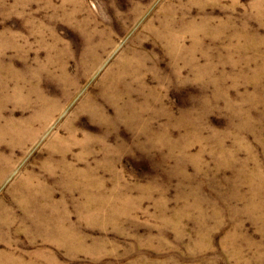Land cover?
Masks as SVG:
<instances>
[{
  "label": "rangeland",
  "instance_id": "rangeland-1",
  "mask_svg": "<svg viewBox=\"0 0 264 264\" xmlns=\"http://www.w3.org/2000/svg\"><path fill=\"white\" fill-rule=\"evenodd\" d=\"M0 264H264V0H0Z\"/></svg>",
  "mask_w": 264,
  "mask_h": 264
},
{
  "label": "bare ground",
  "instance_id": "bare-ground-1",
  "mask_svg": "<svg viewBox=\"0 0 264 264\" xmlns=\"http://www.w3.org/2000/svg\"><path fill=\"white\" fill-rule=\"evenodd\" d=\"M44 197V196H43ZM42 199V198H41ZM46 199V198H45ZM34 200H35V198H34ZM37 200V199H36Z\"/></svg>",
  "mask_w": 264,
  "mask_h": 264
}]
</instances>
